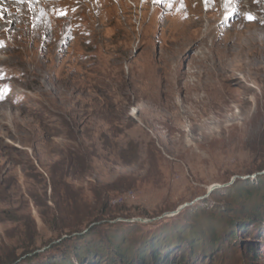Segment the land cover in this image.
I'll return each instance as SVG.
<instances>
[{
    "label": "rangeland",
    "instance_id": "1",
    "mask_svg": "<svg viewBox=\"0 0 264 264\" xmlns=\"http://www.w3.org/2000/svg\"><path fill=\"white\" fill-rule=\"evenodd\" d=\"M45 1L0 69V264H264V72L197 117L165 1Z\"/></svg>",
    "mask_w": 264,
    "mask_h": 264
},
{
    "label": "bare ground",
    "instance_id": "2",
    "mask_svg": "<svg viewBox=\"0 0 264 264\" xmlns=\"http://www.w3.org/2000/svg\"><path fill=\"white\" fill-rule=\"evenodd\" d=\"M16 1H22L21 5ZM159 1H165L161 10L165 11L164 20L170 22L169 35L176 45L174 52L177 54H172L175 56L174 91L185 93L183 101H190L193 109H197V117L199 114L218 112L223 103L226 104V97L251 90L246 85L249 78L246 70L264 72V0H154ZM48 4L50 2L45 0H0V55L4 56L0 60V69L4 71L13 67L24 70L23 61L14 58L19 52L17 37L23 40L33 36L46 39L54 32L57 35V31L46 23L49 18ZM230 14H236V18L228 21ZM170 16L174 18L170 19ZM248 16L254 19L250 21ZM194 42L199 43L198 49L189 60V71L183 74L184 59L178 55ZM21 53L28 54L24 47ZM183 75L193 79L188 83L180 82ZM5 78V75H0L2 81ZM0 97L4 101L10 98L6 93L0 94ZM184 115L194 118L189 111H185Z\"/></svg>",
    "mask_w": 264,
    "mask_h": 264
},
{
    "label": "snow or ice",
    "instance_id": "3",
    "mask_svg": "<svg viewBox=\"0 0 264 264\" xmlns=\"http://www.w3.org/2000/svg\"><path fill=\"white\" fill-rule=\"evenodd\" d=\"M250 21L252 20V19H254L252 16H248L247 17Z\"/></svg>",
    "mask_w": 264,
    "mask_h": 264
},
{
    "label": "water",
    "instance_id": "4",
    "mask_svg": "<svg viewBox=\"0 0 264 264\" xmlns=\"http://www.w3.org/2000/svg\"><path fill=\"white\" fill-rule=\"evenodd\" d=\"M139 221H143V220H139Z\"/></svg>",
    "mask_w": 264,
    "mask_h": 264
},
{
    "label": "trees",
    "instance_id": "5",
    "mask_svg": "<svg viewBox=\"0 0 264 264\" xmlns=\"http://www.w3.org/2000/svg\"><path fill=\"white\" fill-rule=\"evenodd\" d=\"M250 254V252H248Z\"/></svg>",
    "mask_w": 264,
    "mask_h": 264
}]
</instances>
